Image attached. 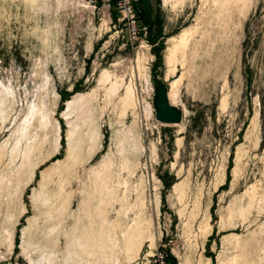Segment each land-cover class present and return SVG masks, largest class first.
Listing matches in <instances>:
<instances>
[{
	"label": "rangeland",
	"instance_id": "374dc122",
	"mask_svg": "<svg viewBox=\"0 0 264 264\" xmlns=\"http://www.w3.org/2000/svg\"><path fill=\"white\" fill-rule=\"evenodd\" d=\"M139 5L0 0V264H264V0Z\"/></svg>",
	"mask_w": 264,
	"mask_h": 264
},
{
	"label": "built area",
	"instance_id": "2783aa9c",
	"mask_svg": "<svg viewBox=\"0 0 264 264\" xmlns=\"http://www.w3.org/2000/svg\"><path fill=\"white\" fill-rule=\"evenodd\" d=\"M93 9L99 5H107L113 9L117 19L125 27L127 38L130 42H136L140 36V5L139 0H82ZM168 254L165 251L154 252L149 264H170Z\"/></svg>",
	"mask_w": 264,
	"mask_h": 264
},
{
	"label": "bare ground",
	"instance_id": "6f19581e",
	"mask_svg": "<svg viewBox=\"0 0 264 264\" xmlns=\"http://www.w3.org/2000/svg\"><path fill=\"white\" fill-rule=\"evenodd\" d=\"M180 1V0H178ZM182 2V1H181ZM166 3V1H165ZM222 4V2H220ZM172 4V3H171ZM173 5V4H172ZM186 32H188V30H184L182 32V35H181V38H180V41L178 44H175V45H171L167 48V52H166V64L168 66H172L173 62L175 61L176 59V55L179 51H181L183 48H185L186 46ZM175 64V62H174ZM173 64V65H174ZM173 67V66H172ZM170 68V67H169ZM171 69H174V68H171ZM174 71V70H173ZM169 72H170V69H169ZM172 72V70H171ZM171 74V73H170ZM180 80V78H179ZM175 82V83H174ZM174 82L171 84V91L170 93H174L176 91V81L174 80ZM178 82V80H177ZM128 90V89H127ZM128 93V91H127ZM70 101H68L67 103H69ZM37 112H35L36 114ZM143 235V232L141 230V223L140 222H133L128 228H127V231L125 233H123V237H125L123 239L124 241V247L122 248V251H124L125 253L129 252L132 253V255H136L137 254V250L138 248H135V241L141 237ZM149 237V236H148ZM133 251V252H132ZM132 259V257H131Z\"/></svg>",
	"mask_w": 264,
	"mask_h": 264
},
{
	"label": "water",
	"instance_id": "95a60500",
	"mask_svg": "<svg viewBox=\"0 0 264 264\" xmlns=\"http://www.w3.org/2000/svg\"><path fill=\"white\" fill-rule=\"evenodd\" d=\"M159 119L162 123H174L178 121L176 111L168 106L166 99L161 101Z\"/></svg>",
	"mask_w": 264,
	"mask_h": 264
},
{
	"label": "trees",
	"instance_id": "16d2710c",
	"mask_svg": "<svg viewBox=\"0 0 264 264\" xmlns=\"http://www.w3.org/2000/svg\"><path fill=\"white\" fill-rule=\"evenodd\" d=\"M168 261H169V263H171V258L170 257L168 258Z\"/></svg>",
	"mask_w": 264,
	"mask_h": 264
}]
</instances>
